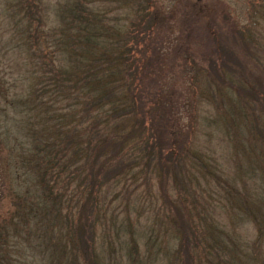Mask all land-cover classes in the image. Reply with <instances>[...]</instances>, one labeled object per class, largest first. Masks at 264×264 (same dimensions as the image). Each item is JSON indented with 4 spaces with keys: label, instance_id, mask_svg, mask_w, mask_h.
Instances as JSON below:
<instances>
[{
    "label": "rangeland",
    "instance_id": "obj_1",
    "mask_svg": "<svg viewBox=\"0 0 264 264\" xmlns=\"http://www.w3.org/2000/svg\"><path fill=\"white\" fill-rule=\"evenodd\" d=\"M77 1L41 0L39 4L35 0L37 5L32 7L25 0H0V232L1 239L8 240L2 253L10 251L15 264H66V249L45 246L44 241L48 242L49 236L55 240L58 233L49 228L45 238L46 220L35 222L25 216L27 198L33 190L27 169L16 164L18 143L22 142L24 149L30 138L25 124L29 87L50 60L62 67L70 65L59 46L61 31L67 32L63 21L68 17L66 8ZM79 1L87 4V0ZM91 1L93 10L103 14L107 28L123 32L142 23L136 0ZM143 1L161 10L163 19L147 37L146 46H139L135 52L132 45L129 73L123 70L117 77L136 86L138 95L133 93L132 98H139L144 105L140 104L144 126L154 128L165 141L173 130L186 166L197 177L200 171L204 173V180L199 178L198 182L202 195L209 200L208 221L226 223V230L217 241L206 228L209 222L197 221L202 219L200 207L197 216L188 210L192 224L198 228L195 251L204 254L211 248L205 238L215 244L211 252L221 249L217 244L226 245L238 238L243 245L247 243L248 250L238 251L240 257L235 264H263L264 239H259L256 250L249 249L258 233L255 222L245 212L239 217L231 215L229 207L236 210L242 202L245 210L258 209L254 216L257 221L264 217V0ZM38 15H42L39 21ZM228 51L236 55L238 63L227 60ZM214 67L224 72L221 79L215 77ZM14 104L21 107V115L13 110ZM61 112L65 122L71 121L67 111ZM32 126L40 125L35 122ZM124 127L129 128L125 124L122 130ZM210 169L221 176L212 173L211 177ZM158 176L156 182L151 179L150 184H142L128 200L122 191L115 195L118 186L103 188L107 211L96 221L93 243L101 264H170L174 229L168 224L170 211L167 215L162 199L153 195ZM191 183V189H196V182ZM196 190L188 193L179 187V195L186 201L191 196L198 199L200 192ZM245 192L253 196L247 198ZM69 194L66 191V197ZM129 226L135 230L133 240L128 236ZM241 253L254 258V263H241ZM209 257L214 259V253ZM236 257L234 254L233 259Z\"/></svg>",
    "mask_w": 264,
    "mask_h": 264
},
{
    "label": "trees",
    "instance_id": "obj_2",
    "mask_svg": "<svg viewBox=\"0 0 264 264\" xmlns=\"http://www.w3.org/2000/svg\"><path fill=\"white\" fill-rule=\"evenodd\" d=\"M136 1V10L142 23L132 28L133 31L120 32L113 27L107 28L102 21L103 14L93 10L91 0H87V4L78 0L73 7L66 8L68 17L63 18V21L67 32L63 34L61 31L63 36L59 47L62 53H66L70 65L62 67L50 60L47 69L35 76L28 91L25 124L27 122L30 138L24 149L23 143H18L20 156L16 164L27 169V177L33 190L27 198L28 209L25 216L35 222L46 220L48 228L45 226L43 232L45 238V232L49 228L58 233L55 240L49 236L48 242L44 241L45 246L56 250L66 249V264H101L93 243L96 221L104 218L107 211V205L103 203V188L118 186V193L115 195L122 191L128 195V200L142 184H150L151 179L155 180L158 173L157 192L156 195L152 194L162 199L163 208H168L167 215L170 211L168 224L174 229L171 239L175 241L170 264H235L240 257L238 251L244 253L248 248L247 243L245 242L247 246L243 245L238 238L226 245L217 244L221 249H215L214 252H211L214 242L205 238V244L211 248H207L204 254H198L199 249L195 251V232L198 228L192 224L189 211L197 216L200 207L202 219L199 221L197 218V221H210L207 210L209 200L202 195V186L198 182L199 178L204 180V173L200 171L197 177L192 174L191 167L186 166L173 130H170L165 141L158 133L155 134L154 128L151 130L144 126L142 103L138 101L139 98H132L133 93L137 92L134 91L136 86L131 87L122 77H117L123 70L129 73L128 53L132 45L135 52L139 51V46H146L147 37L163 19L162 11L153 8V3ZM25 2L28 6L37 5L35 0ZM36 19L39 21L42 15L36 16ZM112 37L114 40L110 41ZM226 57L227 60L238 63V58L232 51H228ZM213 71L218 79L224 76V72H218L215 67ZM60 101L66 103L60 105ZM21 104L22 107L25 106V102ZM12 108L21 115L20 106L14 104ZM61 110L70 114L71 121L65 122ZM31 122L40 126L33 127L34 123ZM125 124L129 128L124 127L122 130ZM14 141L17 146V141ZM201 164L206 169V165ZM208 171L210 175L214 173L221 176L213 169ZM193 180L200 194L198 193V199L191 196L186 201L179 195V187L181 191L194 193L196 189H191ZM223 180L231 185L227 176H223ZM66 191L70 193L68 197ZM245 196L250 198L253 193L245 192ZM229 208L231 215L239 217V214L245 212L255 222L259 235L257 233L249 249L256 250L259 239H264V217L257 221L254 216L258 209L253 211L247 207L245 210L242 202L236 206V210L235 207ZM225 224H214L212 220L206 228L211 236L220 241L218 235L222 236L226 230ZM134 231L132 226L128 227V236L132 240ZM1 235L0 232V264H15L10 251L2 253V247H7L8 240L1 239ZM202 241L204 242V238ZM130 253L129 249L128 254ZM212 253L214 259L209 257ZM218 254L228 255L230 258L222 260L220 256V259L212 262ZM234 254L237 256L235 260ZM244 255L246 254H243V260H239L241 263H254V258ZM62 257L63 255L58 256L59 259Z\"/></svg>",
    "mask_w": 264,
    "mask_h": 264
}]
</instances>
